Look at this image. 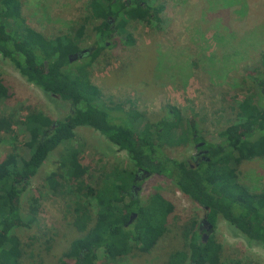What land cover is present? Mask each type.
<instances>
[{
  "label": "trees",
  "instance_id": "obj_1",
  "mask_svg": "<svg viewBox=\"0 0 264 264\" xmlns=\"http://www.w3.org/2000/svg\"><path fill=\"white\" fill-rule=\"evenodd\" d=\"M87 6L88 14L74 32L48 38L26 24L21 0H0V54L28 82L68 109L59 118L37 109L24 122L15 120L28 145L23 153L0 158V264H22L27 249L15 230L33 228L42 207L30 203L24 209L19 199L49 155L63 146L58 173L47 181L65 200L64 215L71 216L79 236L57 264H96L101 250L111 262L148 253L179 223V209L166 192L154 191L145 201L128 196L139 170L173 181L204 209L208 223L216 227L221 216L249 243L264 248V191L240 181L242 164L264 157V52L259 64L246 72L244 99L231 98L230 123L210 141L178 107L165 105L162 115L152 119L134 103L114 101L92 80L91 67L104 50L134 44L128 25L146 20L160 26L165 5L152 0H89ZM90 26L93 43L85 55L82 42ZM12 97V92L0 90V101ZM80 126L99 131L125 151L130 167L111 175L87 169L82 149L71 143ZM5 128L0 117V130ZM199 142L207 153L197 161L167 153ZM199 225L192 219L186 226L188 250L173 252L169 264H258L225 259L223 245L212 234L205 241Z\"/></svg>",
  "mask_w": 264,
  "mask_h": 264
},
{
  "label": "rangeland",
  "instance_id": "obj_2",
  "mask_svg": "<svg viewBox=\"0 0 264 264\" xmlns=\"http://www.w3.org/2000/svg\"><path fill=\"white\" fill-rule=\"evenodd\" d=\"M21 1L26 24L48 38L74 32L88 14L89 0ZM152 1L165 5L160 26L146 20L132 21L128 27L134 44L104 50L91 67L92 80L114 101L134 103L152 119L162 115L163 106L174 105L186 119L198 124L207 140H216L218 130L230 123L231 98L244 99L248 87L244 82L246 72L259 64L264 52V0ZM91 32L90 26L82 42L85 55L92 47ZM0 90L13 93L8 101H0V117L7 125L0 130V158L10 152L23 153L28 145L22 127L15 120L24 122L37 109L53 118L68 111L66 103L51 99L28 82L1 54ZM71 143L82 149L81 160L92 173L104 169L111 175L131 165L125 151L93 128L77 127ZM194 146L169 148L167 153L174 158L191 159ZM63 147L49 155L19 199L24 209L30 203L42 207L33 228L15 230L27 249L22 264H57L70 242L79 236L70 223L71 216L64 215L65 200L47 181L49 175L58 173ZM240 181L253 190L264 191V157L244 162ZM157 190L174 199L179 223L148 253L137 252L135 256L111 262L101 250L96 264H169L173 252L186 248V226L192 219L200 224L204 209L184 195L174 182L155 175L142 179L138 196L145 201ZM211 234L223 245L225 259L264 264V248L249 243L221 216Z\"/></svg>",
  "mask_w": 264,
  "mask_h": 264
},
{
  "label": "flooded vegetation",
  "instance_id": "obj_3",
  "mask_svg": "<svg viewBox=\"0 0 264 264\" xmlns=\"http://www.w3.org/2000/svg\"><path fill=\"white\" fill-rule=\"evenodd\" d=\"M202 145H203V142H199V143L195 144V146H194L195 154L191 157L190 160L197 161L199 158L205 156V154L207 153V150L205 148L204 149L201 148ZM185 147H187V146H185ZM185 147L183 146V148H185ZM173 148H180V147H173ZM150 176H152V175L149 172H145V171H141V170L137 171V173L135 174V177H134V181L131 185L130 194L128 196L133 198V199L139 198L138 191L141 189V181L143 178L150 177ZM134 216H136L135 213H133L131 220L134 218ZM205 218L206 217L203 218V220L201 221L200 226L198 228H199V231L202 233L203 239L206 241L210 237L211 231L213 230V228H215V226L208 223ZM204 227H207V228L204 229Z\"/></svg>",
  "mask_w": 264,
  "mask_h": 264
}]
</instances>
